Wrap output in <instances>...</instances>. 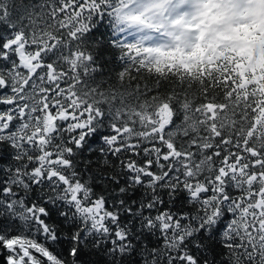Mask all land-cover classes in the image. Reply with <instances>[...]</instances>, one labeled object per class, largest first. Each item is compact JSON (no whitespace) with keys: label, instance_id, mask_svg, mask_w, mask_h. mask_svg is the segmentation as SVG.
I'll list each match as a JSON object with an SVG mask.
<instances>
[{"label":"snow or ice","instance_id":"6c2138e0","mask_svg":"<svg viewBox=\"0 0 264 264\" xmlns=\"http://www.w3.org/2000/svg\"><path fill=\"white\" fill-rule=\"evenodd\" d=\"M0 264H264V0H0Z\"/></svg>","mask_w":264,"mask_h":264}]
</instances>
